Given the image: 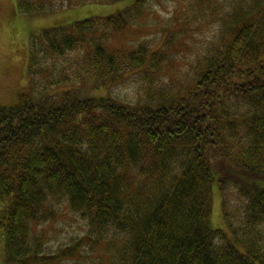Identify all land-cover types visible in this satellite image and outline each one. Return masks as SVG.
<instances>
[{"label":"trees","instance_id":"16d2710c","mask_svg":"<svg viewBox=\"0 0 264 264\" xmlns=\"http://www.w3.org/2000/svg\"><path fill=\"white\" fill-rule=\"evenodd\" d=\"M118 1L16 7L45 16ZM149 1L31 39L29 87L0 107L7 264H89L102 243L107 264H264V0H190L185 22L213 35L185 84L150 74L169 55L147 40L108 46ZM129 72L141 76L131 102L112 94ZM215 183L230 236L211 226ZM61 199L86 233L52 255L44 225Z\"/></svg>","mask_w":264,"mask_h":264},{"label":"rangeland","instance_id":"374dc122","mask_svg":"<svg viewBox=\"0 0 264 264\" xmlns=\"http://www.w3.org/2000/svg\"><path fill=\"white\" fill-rule=\"evenodd\" d=\"M134 1L92 3L45 16H30L18 13L17 0H0V107L15 103L19 93L29 87L31 76L29 47L33 37L40 38L43 30L47 28L66 26L93 16H108L128 7ZM189 3L190 0H150L146 5L144 15L134 25L112 35L108 42L109 48L132 49L141 41L147 40L150 43V52L151 50L158 51L163 57L164 54L169 55L165 57L169 61L164 59L161 64L163 58H160L154 67L155 70L150 74L164 76V79L177 78L185 84L188 76L184 75L189 72L191 62L198 52H203L213 35L207 29L188 26L183 12ZM177 16H179V22L173 26V21ZM174 30H180L181 35L176 33L169 35V32ZM166 42L170 45L169 54L162 50L168 47ZM60 61L51 60L50 62ZM62 62L64 63V60ZM131 72L126 74V79L113 87L112 92L115 97L127 102L135 99L141 79V76H134ZM102 93L99 89L93 91V95L96 96ZM229 193L231 194L230 200L236 205L241 200L237 199L236 188ZM223 199L222 190L215 183L212 193L211 226L223 229L230 236L231 231L224 218ZM58 202L60 207L56 209L55 219L44 225V229L49 232L46 248L52 252V255H56L63 245L70 244L79 238L84 240L86 233L85 221L69 209L65 199L58 200ZM6 213L7 205L0 201V264H7L4 247L5 224L3 223L6 222ZM73 238L75 239L72 240ZM88 259L89 264H95L99 262V259L100 264H107L105 244L97 246Z\"/></svg>","mask_w":264,"mask_h":264}]
</instances>
